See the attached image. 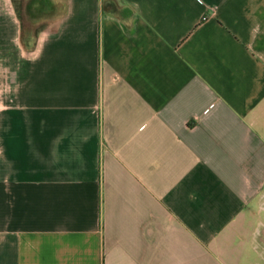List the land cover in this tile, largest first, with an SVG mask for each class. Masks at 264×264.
<instances>
[{
    "label": "crops",
    "instance_id": "0c3cea01",
    "mask_svg": "<svg viewBox=\"0 0 264 264\" xmlns=\"http://www.w3.org/2000/svg\"><path fill=\"white\" fill-rule=\"evenodd\" d=\"M35 2L25 40L0 0V264H264V0Z\"/></svg>",
    "mask_w": 264,
    "mask_h": 264
},
{
    "label": "rangeland",
    "instance_id": "374dc122",
    "mask_svg": "<svg viewBox=\"0 0 264 264\" xmlns=\"http://www.w3.org/2000/svg\"><path fill=\"white\" fill-rule=\"evenodd\" d=\"M30 1H33V0H17L18 2L17 8H18L20 19L22 22V34L25 40L28 39V37H30V34H32L37 28L40 27L41 23L43 22L42 16H43V13L45 12V10L44 12L38 11L39 8L38 9L35 8L36 2L33 5V4H30ZM44 6L47 7V5H44Z\"/></svg>",
    "mask_w": 264,
    "mask_h": 264
}]
</instances>
